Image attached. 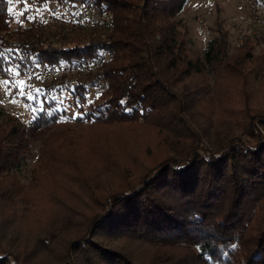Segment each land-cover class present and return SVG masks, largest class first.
<instances>
[{
	"label": "trees",
	"instance_id": "16d2710c",
	"mask_svg": "<svg viewBox=\"0 0 264 264\" xmlns=\"http://www.w3.org/2000/svg\"><path fill=\"white\" fill-rule=\"evenodd\" d=\"M18 1L80 4L105 23L52 30L34 16L11 29L0 0V78L14 96L27 102L16 80L31 70L59 72L27 124L0 120V264H264V112L216 102L232 123L207 121L214 132L201 136L192 122L215 94L195 98V78L243 93L245 64L264 71V52L250 55L259 39L228 55L218 27L189 59L176 20L185 0ZM60 89L75 107L69 122L48 98ZM124 131L137 139L123 152ZM33 143L24 183L17 171Z\"/></svg>",
	"mask_w": 264,
	"mask_h": 264
},
{
	"label": "rangeland",
	"instance_id": "374dc122",
	"mask_svg": "<svg viewBox=\"0 0 264 264\" xmlns=\"http://www.w3.org/2000/svg\"><path fill=\"white\" fill-rule=\"evenodd\" d=\"M8 13L13 20L11 29L18 26H27L34 16H38L44 22L51 24L52 30L67 28V30L81 28L84 33H97L104 30L105 18L98 20L93 10L85 8L80 4L74 5H57L47 3L39 8H31L27 4L20 5L18 0H7ZM180 27L179 34L185 43V55L189 59H200L206 44L213 36L218 27L225 32V42L227 44V54L231 55L233 50L245 39L258 38L259 42L251 51L250 55L255 58L264 52V5L261 0H185L181 11L176 16ZM99 21V22H98ZM255 60V59H254ZM242 68L245 77L243 93L237 94L232 91L225 97L227 88L226 82L220 87L215 86V82L205 72L203 78H195L196 89L192 91L194 97L198 95L201 88L213 90L211 104H202L197 107L192 115L194 128L201 136L214 132L207 121L214 122V119H226L233 122L227 117L226 113H218L214 105L220 102V106L227 113L236 112L239 108L244 107L250 112H264V71L258 69L251 60ZM59 76V72L54 74L42 68H35L30 74L22 79H17V88L19 96H23L27 102H23L14 96L11 87L6 80L0 78V120L6 116L15 117L22 124H27L35 108L40 105L39 97L46 92L44 86H49L51 80ZM34 77V79H32ZM238 84L240 82L238 81ZM99 87L88 90L87 99L91 100L98 95ZM48 98L56 103L58 111H63L64 116L61 121L69 122L76 116L75 107L70 95L63 89L55 90L48 93ZM36 102V107L32 106V101ZM218 110V109H217ZM227 122L221 125L220 130L225 129ZM224 126V127H223ZM220 127V126H219ZM219 130V131H220ZM123 143V152L130 139L136 140V134L124 131L123 135L117 136ZM38 144L33 143L29 152L24 155V161L19 167L17 173L22 182H27L29 173L34 165L36 149ZM125 156V155H124Z\"/></svg>",
	"mask_w": 264,
	"mask_h": 264
},
{
	"label": "snow or ice",
	"instance_id": "6c2138e0",
	"mask_svg": "<svg viewBox=\"0 0 264 264\" xmlns=\"http://www.w3.org/2000/svg\"><path fill=\"white\" fill-rule=\"evenodd\" d=\"M121 103L123 104V103H124V101H121ZM233 247H235V245H233Z\"/></svg>",
	"mask_w": 264,
	"mask_h": 264
}]
</instances>
